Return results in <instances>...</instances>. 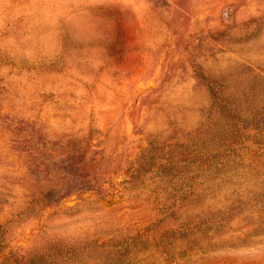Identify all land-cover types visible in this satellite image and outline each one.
<instances>
[{"label":"rangeland","instance_id":"374dc122","mask_svg":"<svg viewBox=\"0 0 264 264\" xmlns=\"http://www.w3.org/2000/svg\"><path fill=\"white\" fill-rule=\"evenodd\" d=\"M0 264H264V0H0Z\"/></svg>","mask_w":264,"mask_h":264},{"label":"trees","instance_id":"16d2710c","mask_svg":"<svg viewBox=\"0 0 264 264\" xmlns=\"http://www.w3.org/2000/svg\"><path fill=\"white\" fill-rule=\"evenodd\" d=\"M85 173H86V175L88 174L87 171L86 172L84 171V173H83L80 170L79 173H78V175L79 176H83V174H85ZM89 189H91V186H89V185H85V186H74V187H71L70 189H65V188H63V189H57V190L50 189V191L47 192V197L48 196L50 197L52 195H55L56 197H55L54 201L57 202V201H59L63 197L69 196V195H71L73 193H79V192H82L84 190H89Z\"/></svg>","mask_w":264,"mask_h":264}]
</instances>
